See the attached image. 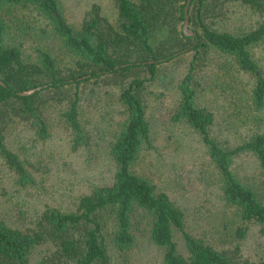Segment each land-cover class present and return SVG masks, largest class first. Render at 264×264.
<instances>
[{"label":"trees","instance_id":"16d2710c","mask_svg":"<svg viewBox=\"0 0 264 264\" xmlns=\"http://www.w3.org/2000/svg\"><path fill=\"white\" fill-rule=\"evenodd\" d=\"M188 1L115 0L118 28L106 22L98 6L93 16L75 28L61 0H0V7L21 5L40 11L75 58L63 65L44 48L26 58L19 45L8 43L7 23L0 15V158L20 185L36 181L8 145L10 124L27 123L40 140H47L51 136L48 109L60 107L73 146L79 148L90 142L83 110L103 97L104 88L118 89L124 107V123L110 147L115 165L112 181L93 186L74 209L48 206L32 230L0 219V264H31L39 245L50 247L41 264H110L107 229L113 225L112 240L118 250H130L137 241L133 226L139 211L150 214L151 240L163 251L162 259L154 264H264L193 235L184 209L136 170L142 152L152 146L149 83L166 74V63L184 60L191 53L188 72L178 85L179 107L173 120L189 123L202 135L220 175L226 204L235 207L246 224L236 229L235 236L244 238L249 224H257L264 234V202L232 168L236 156L250 152L264 170V134L226 148L212 134L214 113L196 103V75L215 50L253 78L247 100L257 110L264 109V69L253 52L264 44V0H191L189 34L184 30ZM235 8L258 13L262 19L242 31L226 29L224 24ZM177 232L183 236L185 252L179 248Z\"/></svg>","mask_w":264,"mask_h":264},{"label":"rangeland","instance_id":"374dc122","mask_svg":"<svg viewBox=\"0 0 264 264\" xmlns=\"http://www.w3.org/2000/svg\"><path fill=\"white\" fill-rule=\"evenodd\" d=\"M61 4L67 20L75 28L93 16L95 6L100 8L107 23L115 28L119 26L115 0H61ZM235 9L224 28L242 31L262 19L258 13ZM0 15L7 23L8 43L19 45L26 58L33 57L37 48H44L60 64L68 65L75 59L63 47L45 16L34 7L7 5L0 7ZM253 52L264 69V44L254 47ZM191 59L189 53L184 60L166 63V74L161 73L149 83L152 146L142 152L136 170L184 209L193 235L218 249L239 253L256 262L264 261V234L260 226L249 224L244 238L235 236L236 229L246 224L235 207L226 204L220 175L209 159L202 135L189 123L173 120L179 107L178 85L188 72ZM196 76V103L214 113L212 134L220 144L233 148L256 134H264V109L257 110L247 100L246 91L252 89L254 80L240 71L230 57L212 51ZM117 90L104 88L103 97L94 99L83 110L82 121L90 142L79 148L73 146L60 107L48 109L51 136L47 140H40L27 123L10 124L6 131L8 145L24 160L36 183L20 185L15 173L0 158V219L22 230H32L48 206L74 209L79 198L93 186L112 181L115 165L110 147L124 123V107ZM232 168L264 202V170L256 156L241 153L235 157ZM151 220L150 214L139 211L133 226L137 241L127 251L114 246L113 225L109 226L106 236L110 264H154L162 259L163 251L150 237ZM176 239L180 250L185 252L182 234L177 232ZM49 248L47 245L34 248L31 264H41Z\"/></svg>","mask_w":264,"mask_h":264},{"label":"water","instance_id":"95a60500","mask_svg":"<svg viewBox=\"0 0 264 264\" xmlns=\"http://www.w3.org/2000/svg\"><path fill=\"white\" fill-rule=\"evenodd\" d=\"M190 2H191V0H189L188 3H187V5H186V9H185V18H186V21H185V24H184V30H185V32H187L188 34H189V32H188V28H189V22H190V20H189V12H188V9H189ZM177 54H178V53H176V55H177ZM23 94H24V93H23Z\"/></svg>","mask_w":264,"mask_h":264}]
</instances>
